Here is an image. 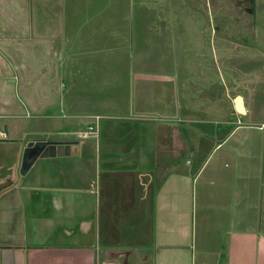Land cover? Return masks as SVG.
<instances>
[{
  "label": "crops",
  "instance_id": "crops-1",
  "mask_svg": "<svg viewBox=\"0 0 264 264\" xmlns=\"http://www.w3.org/2000/svg\"><path fill=\"white\" fill-rule=\"evenodd\" d=\"M214 8L0 0V264H264V122L216 84ZM28 139L76 144L19 175Z\"/></svg>",
  "mask_w": 264,
  "mask_h": 264
},
{
  "label": "rangeland",
  "instance_id": "rangeland-1",
  "mask_svg": "<svg viewBox=\"0 0 264 264\" xmlns=\"http://www.w3.org/2000/svg\"><path fill=\"white\" fill-rule=\"evenodd\" d=\"M235 1L214 0L215 22L211 27L215 34L210 36L216 52V84L229 82L232 85V97L236 94L244 97L249 111L247 116L242 117L244 121L264 122V89L253 85L256 71L264 70V0H256L258 7L253 5L249 9ZM261 2L263 5L260 6ZM169 12L187 14L180 6L173 8V12L169 9ZM208 39L209 35L206 36V40ZM207 151L204 150V155H207ZM198 216L201 217L202 214L197 209L194 214L196 246ZM211 227V233L218 231L225 236V222L221 226L212 223Z\"/></svg>",
  "mask_w": 264,
  "mask_h": 264
},
{
  "label": "water",
  "instance_id": "water-1",
  "mask_svg": "<svg viewBox=\"0 0 264 264\" xmlns=\"http://www.w3.org/2000/svg\"><path fill=\"white\" fill-rule=\"evenodd\" d=\"M234 109L237 113H244L242 96L236 94L233 98ZM75 140H49V139H28L24 141L19 149L18 174L24 175L38 157L69 154Z\"/></svg>",
  "mask_w": 264,
  "mask_h": 264
},
{
  "label": "built area",
  "instance_id": "built-area-1",
  "mask_svg": "<svg viewBox=\"0 0 264 264\" xmlns=\"http://www.w3.org/2000/svg\"><path fill=\"white\" fill-rule=\"evenodd\" d=\"M89 129L91 130L92 128L91 127H89ZM90 130H88V131H84L83 133H81V136L82 137H88L89 136V133H90ZM1 136H5V133L4 132H2L1 133Z\"/></svg>",
  "mask_w": 264,
  "mask_h": 264
},
{
  "label": "flooded vegetation",
  "instance_id": "flooded-vegetation-1",
  "mask_svg": "<svg viewBox=\"0 0 264 264\" xmlns=\"http://www.w3.org/2000/svg\"><path fill=\"white\" fill-rule=\"evenodd\" d=\"M247 8V7H246Z\"/></svg>",
  "mask_w": 264,
  "mask_h": 264
}]
</instances>
